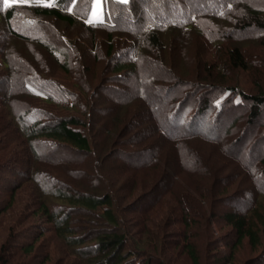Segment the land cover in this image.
Listing matches in <instances>:
<instances>
[{"label":"rangeland","instance_id":"1","mask_svg":"<svg viewBox=\"0 0 264 264\" xmlns=\"http://www.w3.org/2000/svg\"><path fill=\"white\" fill-rule=\"evenodd\" d=\"M197 1L207 3L209 0H170L169 3L165 4L168 6L164 7L166 15L154 12L155 9L152 7L153 2L151 0H136L137 6L134 10H138L135 13L136 19H139L140 22L153 16L157 21L160 18L168 17L178 19L181 17V8L182 13L185 14L184 11L190 10L191 6L198 3ZM246 1L251 4L262 5L263 7H261L264 8V0ZM45 2L52 4L53 0H10L7 5L4 0H0V11L30 3L46 5ZM87 5L86 0H79L77 5L72 7V4L69 10L75 8V12L78 10L77 13L84 14L88 9ZM105 9V1L100 0L97 5L96 0H92L87 22H99L108 19L109 16H106ZM29 11H31L28 13L31 17L29 19L28 17L22 18L25 9L18 8L17 14L11 22L18 33L28 36L29 39L27 40L10 34L8 27H6V21L0 15V209L5 210L0 212V257L3 258L1 264H39L41 262L44 264H81L80 260L73 255L71 248L55 237L51 230L44 231L38 237L33 254L26 256L20 252L19 246L31 241L37 232L46 227V224L34 212L38 199L36 196L38 188L35 183L37 177L43 176L47 180L49 177H55L66 185L71 186L74 183L81 190H86L97 179L90 169H94L97 172L96 175L101 177L104 185L108 188L112 187L118 193L119 198L122 193L128 192L127 197H131L129 204H133L139 198L149 197L139 206H135L130 214L124 212L126 225L130 231L136 229L140 232L143 231L141 227L142 217H144L145 212L153 211V220H157L158 223L162 221L161 223L165 222L166 224L171 222L170 225L175 229V233L169 240L173 246L177 244L181 246L183 242L180 234L182 222L178 218L174 219L173 212L169 211L170 206L174 205V198L169 194L163 201L160 200L161 194H158L156 190L161 183V178L151 176L148 170L152 157L156 156L157 158L159 153L168 160L172 158L169 167L167 166L168 162L164 163L162 167L165 174L172 178V184L167 182L165 185H160L161 189L170 188V190L175 189L176 192L192 193L195 192L198 185L213 186L215 195L209 202H212V210L217 209L212 221L214 239L222 238L224 240L230 236L233 237L231 227L227 226L221 214L234 211L238 214H245L247 211L258 207L260 202L264 203V191L262 193L258 191L261 190L259 189L260 185L253 178V171L247 168L248 162L254 161L255 163L256 159L264 154V106L260 118L253 125L246 120L252 107L249 103H243L241 108L233 107L232 104H224L219 124L214 119V111H207L206 114L197 111L200 101L209 98L212 101L220 94L219 88L212 89L209 87L212 82L207 83L208 81L203 78L208 74L204 72L206 64L215 65V69L219 70L218 73L225 71L228 79L233 76L234 80L238 79L241 82L240 84L247 81L248 85L244 89L252 94L257 93V88L252 84L251 78L253 73H258V71H263L261 73L264 77V55L258 44L259 32L255 29H249L245 31L232 30L222 34L224 29L215 27L213 31L219 35L213 37L209 34L213 31L206 34L204 31L216 26V24L211 23L212 19L209 20L207 15H202L203 19H207L209 20L208 23H211L203 25L202 28L210 27L204 28L202 34L200 30L191 33L177 30L166 34L167 40L164 48L167 49L161 56L168 61L169 65L162 64L161 56L158 53L145 50L141 55H134V57H144L140 66L141 70L139 69L140 75L120 79L119 75L109 73L106 76L105 73L102 75L105 64L101 57L105 56L106 48L104 42L102 44L99 42L105 41V34L98 32L97 39L101 41L96 43V48H92L90 37L93 34L86 32L87 28L83 27L80 22L76 27L68 28L55 19L36 16L37 14L32 12L33 9ZM127 11L130 13L129 10ZM138 12H140L139 15ZM129 15L121 14L118 24L124 26L131 23L134 18ZM221 20L214 21L217 25L226 24L223 23L224 20ZM62 35L68 36L71 41H75L76 37L77 39L82 38V42L78 46L85 50L84 52L79 50L75 53V55L78 54L77 66H72L68 74H65L58 67L55 59L36 43L38 40L44 41L46 36L50 39H59ZM117 35L122 36L117 38L119 48L123 50V54L128 56L129 52L126 49L136 41L129 39L127 35L124 37L120 33ZM233 45L241 46L249 62L250 70L231 72V68L227 67L226 52ZM87 46H90L91 50H96L95 55L98 58L94 60V56L89 54ZM80 59L81 61H79ZM171 63L176 69L170 66ZM101 76L102 78H100ZM24 78L30 79L31 82L39 81V78L56 80L67 89H71L75 95L79 93L80 96L78 99H73L66 92L53 91L54 86L51 88V85L54 84L52 83L50 86L46 85V88L52 89L57 104L51 102L50 104L41 100L40 97H31L23 89ZM80 78L81 80L83 78L88 80V85L81 87V85L76 84L80 82ZM151 78H154V83L145 84ZM141 81L144 85L153 86L159 91L154 90L152 92L153 94L156 93L154 96L149 92V98L152 102H147L148 100L144 103L142 101L137 102V92ZM44 82L46 83V81ZM197 83H204V85L200 88ZM91 84H93L92 89L90 88ZM64 87H62L63 90ZM235 99H238V96H235ZM71 100L76 104L75 108L79 109L84 107L85 103L89 102L88 100L92 104V119L95 118L94 121L97 122L91 123L93 126L85 125L83 127H85L84 131L90 130L95 138L94 148L96 149L95 152L98 153L100 162L97 161L95 154H83L65 145L60 146L51 154L49 153L50 156L48 157H46L48 148L45 146L41 147L42 150L37 149L39 154L36 155L37 157L28 150L29 142L21 134L20 127L14 118L15 115L23 114L25 116L29 113V116L34 117L33 119L44 121L48 118L45 111H54L57 106L55 112L58 114L67 116L73 113H82L79 109L75 112L74 109L70 110V108L63 107L69 105ZM128 100H134L128 102L131 103L130 106L126 103ZM181 104L184 105L182 108ZM174 105L176 110H184L181 114V122L183 123L195 119L197 124L202 125L203 123L208 127L217 124L220 130L218 133L226 132L229 143H233L230 150L224 151L228 142L224 144L222 141L220 146H215L209 143L204 144L195 139L188 143L195 149L194 154L185 155L179 148H175V151L171 153L170 144L172 142L164 138L158 129L161 125L167 126L168 124V126L177 127L174 121L170 122L167 118L170 110L168 107ZM124 110L128 111L127 114H123ZM122 115H125L124 122L121 123L120 130L117 128L116 132L117 134L122 130V135L115 139L116 142L104 154L105 142L109 137L115 135L117 126L115 120ZM127 118L130 119L129 122H127ZM133 120L136 121L133 122ZM129 126L130 129L128 130ZM46 141L48 140H40V143L47 146ZM52 147H54L53 144ZM72 171L79 173L76 175L77 178L81 175L84 176L79 181L80 183L77 182L76 184L75 180L71 179L74 178ZM31 172L35 173L34 178L36 180L27 179ZM139 177L145 179L144 183L140 184L142 182L138 181V188L130 193L134 188V180H138ZM175 181L177 184L173 188ZM15 185L19 186L16 188L13 198H10L9 191ZM221 191H227V193L221 195ZM120 202L121 206H125L122 198H120ZM194 203L201 207L200 211L208 207L207 200L206 202L204 200V204L201 205L197 201ZM77 220H81V222ZM91 220L93 219L90 216L84 214L75 213L73 216V224H80V232L86 228L88 230L86 232H90L88 227L93 224H90ZM14 228L17 233L22 234V238L19 237L20 235L18 237L12 236L14 235L12 233ZM192 242L199 249L204 263L209 264L210 261L214 264L218 263L216 260L222 256L221 254H213L212 256V252L205 245L197 243L196 240H192ZM5 243L8 244V247L3 254L1 247ZM217 244L220 250H224L226 247V244L224 245L221 241H218ZM227 250H231V248ZM172 253L174 255L170 258L165 257V254L162 257H165L170 264H183L186 260L183 255L179 254V249H173ZM232 253V264H255L264 252L252 249L245 242L244 245L236 247ZM134 257L137 258L134 260L138 264L141 261V256Z\"/></svg>","mask_w":264,"mask_h":264},{"label":"trees","instance_id":"2","mask_svg":"<svg viewBox=\"0 0 264 264\" xmlns=\"http://www.w3.org/2000/svg\"><path fill=\"white\" fill-rule=\"evenodd\" d=\"M103 1H105L106 16H109L110 19L108 18L99 22H87L89 16V6H91L92 0H86V2H88V9L84 12V14L77 13L78 10L75 12V8L71 11L69 10V7L72 6V4V7L76 6L79 0H53L52 4H50L51 6H47L49 3L45 2L46 5L30 3L24 6L5 8L0 11V15L6 21V27H8L10 34L12 33L13 36L23 40L29 39L28 36L18 33L11 24L17 14L18 8L25 9V12L27 13L26 14L24 12L22 18L28 17L29 19L31 17V15L28 14L31 13L29 10L33 9L34 11L32 12L33 14H37L36 16L55 19L57 22L66 25L68 28L76 27L80 22L83 27L87 28L86 32L93 34L90 37V44L92 48H96V43L101 41L97 39L98 32L105 34V41L99 42V44L104 42V46L106 48L105 56L101 57L105 64L102 75L104 73L105 76L108 73L117 76L119 75L120 79H127L140 75V66L143 63L142 60L144 57H134V55H141L145 52V50L152 51L155 54L158 53L159 56H161L163 52L165 53L167 49L164 48L166 46L167 33L177 30L184 33H191L193 31L195 32L200 30V33L202 34V30L204 28L210 27L208 26L202 28L203 25L211 24L212 22H214L216 26L207 31L205 29V34L213 31L215 27L217 29H224L222 34L228 33L232 30L245 31L255 29L260 34L258 44L264 55V8H262V5L251 4L246 0H209L207 3L197 1L198 3H196L195 6H191L192 8L190 10L187 9V11H184L185 14L182 13L183 10L181 8V17L178 19L174 17H170L173 18L170 19L168 17L162 19L160 18L157 21V19H154L153 16L145 18L144 21L140 22L139 19H136L135 12L138 10H134L137 6V4H135L136 0H128L126 3H121L118 0ZM151 1L153 2L152 7L155 9V11L153 10L154 12L166 15L164 7L168 6L165 4L169 3L170 0ZM204 8L205 10H203ZM127 10H129L130 13ZM123 13L125 15L130 14L129 16H132L134 20L132 19L131 23L120 26L118 21ZM139 13L140 12H138V15ZM202 15H207L209 20L212 19L211 23H208L209 20L203 19ZM226 19L227 22H225ZM214 20H221L226 24L217 25ZM117 33L123 34V37L124 35H127L129 39L136 41L133 42V44L131 43V47L126 49L129 52V55L127 54L128 56L123 54V50L119 48L117 38L118 36H122L117 35ZM209 34L213 35V37H217V35H219L214 31ZM46 37L47 38L44 39V41L38 40L36 43L44 48L49 56L55 59L58 67L65 74L70 73L72 66H77L78 54L75 55V53L79 50L81 52L85 51L83 48L78 46L82 42V38L79 37L77 39L76 37L75 41H71L66 35H62L59 39H50V37ZM86 48L89 54H93L94 60L95 58H98V56L95 55V49L91 50L90 46H87ZM161 59L163 65H169L168 61L162 56ZM225 59L227 67L231 68V72H246L250 70L249 62L239 45H233L229 48L226 52ZM79 61H81V59ZM170 66L174 68L172 63ZM204 69V72L206 74L208 73L205 77H203L204 80L208 81L207 83L212 82V85L209 84V87L212 89L219 88L218 92L220 94L212 101L210 98L205 101H200V106L197 112L206 114L207 111H214V119L216 123L219 124L221 118L220 114L223 111L222 108L224 107V104H232L233 107L241 108L243 103H249L252 107L249 110L246 120L249 124H255V122L260 118L262 108L264 106V77H262L263 75L261 73L263 71L253 73L251 81L253 82L252 84L256 86L257 93L252 94L244 89L248 85L247 81L240 84L241 82H239L238 79L234 80L233 76L228 79L225 71L218 73L219 70L215 69V65L213 64H206ZM225 69L227 70V68ZM218 75L219 77H217ZM100 78H102V76ZM48 80L49 79L44 80L39 78V81L34 80L31 82L30 79L24 78L22 86L31 97H40L41 100L47 101L48 103H55L53 93L54 90L60 91L61 93L66 92V94L68 96L71 95L73 99L79 98V93L75 95L71 89H67L56 80H49L50 82ZM79 80L80 82L76 84L81 85V87L88 85V80L86 81L84 78L82 80L80 78ZM44 81H46V83ZM153 81H155L154 78H151L146 81L145 84H153ZM52 83L54 85H51ZM46 85H51V88L54 86V88H52L53 91L52 89H47ZM203 85L204 83H197V86L200 88H202ZM60 86L61 89H59ZM92 86L93 84L90 85L91 89ZM139 86L140 88L137 92L138 97L136 98L138 99L137 102L142 101L144 103L147 100V102H152L149 98L150 94L154 90L157 91V89L150 85H144L142 81ZM62 87L65 89L63 90ZM81 89L83 90L84 88ZM154 95H156V93L152 96ZM226 96H228L227 100L225 99ZM235 96H238V99L234 100ZM88 101L89 104L85 103V106L81 109L75 108L76 104L72 102V100L69 105L63 106L70 108V110L74 109L75 112L79 109L82 113H73L72 115L67 116L58 114L55 112L58 106L55 110L53 109L54 111L46 110L45 113L48 118L44 121L41 119H33L34 117L29 116V113L25 114V116L23 114H17V116L15 115L14 118L20 127L21 134L24 136L26 141L29 142V152L33 156L39 155L37 153V149L42 150L41 147L45 146L48 148V151L46 152V157H48L51 152H54V150L59 149L60 146L65 145L72 150H76L83 154H95L97 155V161L100 162L98 153L97 151L95 152L96 149L94 148L95 138L90 130L84 131L85 127H83L85 125L93 126L91 123L97 122L94 121L95 118L92 119L93 115L91 114V111L93 107L90 100ZM131 101L134 100H128L126 102L127 105L130 106L131 103L128 102ZM180 106L182 108L184 105L181 104ZM172 107H168L170 110L169 117L167 118H169L170 122L174 121L179 129L177 130V127L175 126H168L169 124L167 126L161 125L158 129L160 133L163 134L164 138L172 142L170 144L171 153L175 151V148H179V150L183 151L185 155L194 154L195 149L188 145V143L195 139L204 144L209 143L214 144L215 146H220L222 141L224 144L228 142V146L226 145V150L224 151L226 152L228 149L230 150L233 143H229L226 132L218 133L220 130L217 124L208 127L203 125V123L202 125L197 124L195 119L183 123L181 122V114L184 110H176L175 105ZM127 112V110H124L123 114H127ZM27 117L29 118L26 119ZM121 117L115 120L117 122V126L115 128L116 130L114 129L115 135L109 137L105 142L106 146L104 150L105 152H103L104 154L108 149H110L112 144L116 142L115 139L122 135V130L116 134L117 128L120 130V125L124 122L125 115H122ZM127 119V122H129L130 119ZM134 121L136 120H133V122ZM129 129L130 126L128 130ZM40 140H48L46 141L47 146L41 144ZM52 144L54 147H52ZM228 153H230V151H228ZM152 158V162L148 166L150 175L158 177L159 179L161 178L160 185H165L167 182L172 184V178H170L169 175H166L164 169L162 168L163 164L166 162H168L167 166L169 167L172 158L168 160L160 153L157 158L156 156ZM256 160L257 161L255 163L254 161H250V163L248 162L247 168H249L250 171H253V178L256 179L260 185L259 189L261 190L258 191L262 193L264 191V154ZM90 171H92L91 173H94V177L97 179H95L96 182L93 181L91 187L86 190H81L78 186H75L74 183H72L71 186L68 184L66 185L64 182L55 179V177H49L47 180L43 176H38L36 180L34 178L35 173L31 172V175L27 179L30 181L31 179L36 180L35 183L38 188V194L36 195L38 199L34 212L35 215L38 216L44 224H46V227H44L42 231L37 232L36 236H34L31 241L19 246L21 253L26 256L33 254L35 248L34 246L38 237H40L44 231L50 230L53 232L55 237L63 241L71 248L73 255L80 260L81 264H136L134 256H141V261L138 262V264H170L165 257L170 258L174 255V253H172L173 249H179V254L186 258L183 264H206L207 262L204 263L199 249L195 243L192 242V240H196L197 243L205 245L206 248L212 252V256L213 254H221L222 256L216 260L218 263L222 262L221 264H232V251L236 247L244 245L245 242L252 249L262 250L264 252V203L262 202L257 205L258 207L247 211L245 214H238L235 213V211L222 214L220 212L227 226L231 227L233 237L230 236L224 240H222V238L214 239L212 221L214 220V214L217 209L212 210V202H209L215 195L213 186L198 185L196 186L195 192L181 193L179 191L176 192L175 189H161L159 185L158 190L156 191L158 194H161L160 200L163 201L166 196L171 194L174 198V205L170 206L169 211L173 212L172 214L174 219L178 218L182 222V230L180 231V234L182 235L183 242L181 243V246L178 244L173 246L169 239L175 233V229H173L172 225H170L171 222L166 224L165 222L161 223L162 221L158 223L157 220H153V211L145 212L144 217H142L141 227L143 228V231L140 232L138 229L130 231L128 229L124 212L126 214H130L134 210V207L139 206L140 203L148 199V196L145 198H139L138 200H135L133 204H129V202H131V197H127L128 192H124L121 194L120 198L123 199L125 206H121L118 193L112 187L108 188L105 186L101 181V177L96 175L97 172H95L94 169H90ZM72 173L74 178L71 179H74L76 184L77 182L80 183L79 181H81L84 176L81 175V177L77 178L76 175L79 173L75 171H72ZM134 181V188L130 193H133L138 188V181L142 182L140 184H143L145 179L139 177L138 180L135 179ZM176 184L177 181L174 182L173 188ZM19 185H15L9 191L8 195L10 198H13L15 190ZM221 193V195H223L226 194L227 191H221ZM204 200L205 202L206 200L208 201V207L204 208L203 211H200L201 207L194 202L197 201L201 205L202 203L204 204ZM213 203L215 202L213 201ZM210 204L211 206H209ZM4 211V209H0L1 213ZM75 213L84 214L93 219L90 222V224H93L90 225L91 227H88L90 228L89 233L86 232L88 231L86 230L87 228L80 232V224H73V216ZM77 221L81 222V220ZM12 233L14 234L12 235L14 237H18V235L21 237L22 235L21 233H17L15 228L12 230ZM28 239L30 238L28 237ZM218 241L223 242L224 245L226 244L227 248L224 247V250H220L217 244ZM7 247V243L2 245L1 248L3 254H5L4 252ZM228 248H231V250H227ZM163 254H165V257H162ZM214 257H216V255H214ZM1 262L3 263L2 256L0 257V264ZM263 262L264 253L255 264H262ZM39 264L44 263L41 262ZM209 264L214 263L210 261Z\"/></svg>","mask_w":264,"mask_h":264},{"label":"snow or ice","instance_id":"3","mask_svg":"<svg viewBox=\"0 0 264 264\" xmlns=\"http://www.w3.org/2000/svg\"><path fill=\"white\" fill-rule=\"evenodd\" d=\"M10 0H4V3L7 5L9 4ZM122 2H126V0H122ZM97 5L100 3V0H96ZM47 6H51L50 4Z\"/></svg>","mask_w":264,"mask_h":264},{"label":"built area","instance_id":"4","mask_svg":"<svg viewBox=\"0 0 264 264\" xmlns=\"http://www.w3.org/2000/svg\"><path fill=\"white\" fill-rule=\"evenodd\" d=\"M120 1H122V0H120ZM127 1V0H126Z\"/></svg>","mask_w":264,"mask_h":264}]
</instances>
